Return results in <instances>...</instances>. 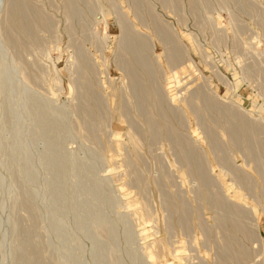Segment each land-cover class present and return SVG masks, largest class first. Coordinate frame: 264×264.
<instances>
[{
	"label": "rangeland",
	"instance_id": "rangeland-1",
	"mask_svg": "<svg viewBox=\"0 0 264 264\" xmlns=\"http://www.w3.org/2000/svg\"><path fill=\"white\" fill-rule=\"evenodd\" d=\"M14 1L0 264H264V0Z\"/></svg>",
	"mask_w": 264,
	"mask_h": 264
},
{
	"label": "bare ground",
	"instance_id": "bare-ground-1",
	"mask_svg": "<svg viewBox=\"0 0 264 264\" xmlns=\"http://www.w3.org/2000/svg\"><path fill=\"white\" fill-rule=\"evenodd\" d=\"M12 1H13V2H16V1H14V0H12ZM22 1H25V0H20V2H22ZM68 1H70V0H68ZM72 1H73V0H72ZM72 1H71V2H72ZM71 2H69V3L71 4ZM25 3H26V1H25ZM25 3H23V4L25 5ZM21 4H22V3H21ZM27 4H28V3H27ZM8 5H9V4H8ZM12 5H13V4H12ZM12 5H11V6H12ZM15 5H16V4H14V6H15ZM11 6H10V8H11ZM14 6H13V7H14ZM25 6H26V5H25ZM27 6H28V5H27ZM27 6H26V7H27ZM22 7H23V6L21 5V8H22ZM26 7H24V9H25ZM15 8H16V7H15ZM29 8H33V7L31 6V7H29ZM74 8H75V6H74ZM74 8H73V10H75ZM13 9H14V8H13ZM69 9H70V8H69ZM69 9H68V10H69ZM17 10H18V9H16L15 11H17ZM9 11H10V9H9ZM32 11H33V9H32ZM32 11H31V12H32ZM35 11H36V10H35ZM69 11L71 12V9H70ZM11 12H13V11L11 10ZM27 12H29V11L27 10ZM9 13H10V12H9ZM20 13H21V12H20ZM25 13H26V12H25ZM34 13H36V12H34ZM34 13H33V14H34ZM22 14H23V13H22ZM31 14H32V13H31ZM71 14H72V13H71ZM26 16H27V14L25 15V18L27 19ZM15 17H16V16H14V18H15ZM21 17H22V16H21ZM9 18H11V17L9 16ZM11 19H12V18H11ZM23 19H24V18H23ZM8 20H10V19H8ZM8 20H7V21H8ZM14 20H15V19H14ZM20 20H21V19H20ZM20 20H19V23L24 22L23 20H22V22H20ZM29 20H30V19H29ZM8 22H10V21H8ZM11 22H12V20H11ZM16 22H17V21H16ZM25 22H26V20H25ZM26 23H27V22H26ZM26 23H25V24H26ZM8 24H9V23H8ZM30 24H31V23H30ZM11 25H14V24H13V23H12V24L10 23V26H9V25H8V26L11 28ZM46 25H47V24H46ZM28 26H30V25H28ZM26 27H27V26H26ZM10 28H9V29H10ZM13 28H14V26H13ZM13 28H12V29H13ZM20 28H23V27H20ZM29 28H30V27H29ZM31 29H32V28H31ZM10 30H11V29H10ZM16 30H17V29H16ZM16 30H15V32H18V30H17V31H16ZM27 31H30V30H28V28H27ZM12 33H13V32L10 31L9 34L11 35ZM18 33H19V32H18ZM29 33H30V32H29ZM12 36H13V35H12ZM14 36H15V35H14ZM14 36L11 38V41H12V39H13V41H15ZM10 37H11V36H10ZM15 38H16V36H15ZM17 40H18V39H17ZM11 41H10V43H11ZM13 43H15V42H12V45H13ZM18 43H19V42H18ZM18 43H17V44H18ZM127 45H128V44H127ZM130 47H131V46H130ZM125 49H126V48H125ZM130 51H131V50H130ZM188 65H189V64H188ZM190 66H191V65H190ZM184 69H185V68H184ZM181 70H183V68H182ZM178 73H179V72H178ZM178 73H177V74H178ZM131 75H132V73H131ZM148 76H149V74H148ZM174 76H175V75H174ZM186 76H187V75H186ZM186 76H185V77H186ZM175 77H177V75H176ZM135 78H136V76H135ZM183 78H184V77H183ZM188 78H189V75H188ZM136 79H137V78H136ZM136 79H135V80H136ZM184 79H185V78H184ZM135 84H136V83H135ZM136 85H137V84H136ZM144 90H145V89H144ZM147 94H148V93H147ZM141 95H142V94H141ZM142 96H143V95H142ZM147 96H148V95H147ZM144 97H145V94H144ZM148 98H149V97H148ZM156 99H157V98H156ZM144 100H145V99H144ZM147 100H148V99H147ZM147 100H146V101H147ZM156 101H158V100H156ZM156 101H155V102H156ZM213 105H214V104H213ZM152 128H153V127H152ZM245 130H246V129H245ZM245 130H244V131H245ZM239 131H240V133H239V132H238V133L241 135L242 132H241V130H239ZM247 133L249 134L250 132L247 130ZM247 133H246V134H247ZM237 135H238V134H237ZM240 135H239V136H240ZM247 136H248V135H247ZM249 136H250V135H249ZM249 136H248V137H249ZM248 137H247V138H248ZM248 139H249L248 141H250V137H249ZM245 140H246V137H245ZM241 141H243V140H241ZM246 142H247V141H245V143H246ZM131 145H132V144H131ZM247 145H249V144H247ZM247 148H248V147H247ZM136 149H137V148H136ZM250 150H251V149H250ZM136 151H138V149H137ZM251 152H252V151H251ZM138 158H139V157H138ZM190 163H191V162H190ZM136 177H137V175H136ZM216 203L218 204V203H221V202H216ZM218 205H220V204H218ZM239 216H240V215H239ZM239 224H240V223H239ZM241 228H242V227H241ZM242 231H244V229H242ZM251 236H252V235H251ZM229 244H230V243H229ZM232 244H233V243H232ZM161 247H162V246H161ZM228 248H229V246H228ZM231 248H232V247H231ZM235 248H236V247H235ZM232 250H233V249H232ZM172 253H173V252H172ZM152 254H153V253H152ZM233 254H235V253L233 252ZM237 254H238V253H237ZM234 257H235V256H234ZM237 258H238V257H237ZM239 258H240V257H239Z\"/></svg>",
	"mask_w": 264,
	"mask_h": 264
}]
</instances>
